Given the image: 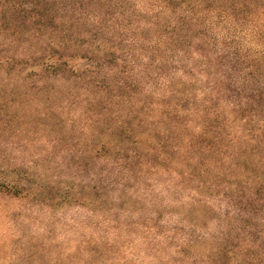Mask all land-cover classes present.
<instances>
[{"label":"trees","instance_id":"obj_1","mask_svg":"<svg viewBox=\"0 0 264 264\" xmlns=\"http://www.w3.org/2000/svg\"><path fill=\"white\" fill-rule=\"evenodd\" d=\"M133 175L192 186L186 215L227 225L208 261L264 264V0H0V195L111 213ZM97 245L77 264L113 252Z\"/></svg>","mask_w":264,"mask_h":264},{"label":"rangeland","instance_id":"obj_2","mask_svg":"<svg viewBox=\"0 0 264 264\" xmlns=\"http://www.w3.org/2000/svg\"><path fill=\"white\" fill-rule=\"evenodd\" d=\"M141 5L144 8V3ZM33 151L36 148H31L27 154L25 151L13 153V157L22 165H28ZM49 167L52 166L45 164L36 172L44 174ZM102 168L98 167L94 172L100 173ZM50 169L49 177L60 175L59 170ZM116 173H112L113 179L118 177ZM76 174L72 170L67 173L73 177ZM76 177L79 182L90 179L87 175ZM145 184L144 176L133 175L124 190L127 204L111 213L90 212L82 208L50 210L31 207L0 195V264H70L74 257L78 258V261L75 259L77 264L84 260L81 254L87 251L83 249L82 252L80 246L85 239L96 240V249L101 253L104 243L114 247L113 252H104V260L109 264H213L206 259L207 251L217 244L219 234L227 225L220 224L218 219L212 221L217 216L213 212L210 215L202 212L186 215L187 208L197 199L190 191L192 186L184 190L164 181L150 188ZM118 188H113L118 190L113 193L115 196L123 191ZM206 201L214 210L219 209L218 200L209 198ZM206 218L209 219L205 223ZM197 237L204 239L201 247L189 250L186 257H182L179 247ZM40 244L44 247L46 259L24 263L16 257L27 247ZM104 260H98L97 264H106ZM227 261L235 264L231 259Z\"/></svg>","mask_w":264,"mask_h":264}]
</instances>
